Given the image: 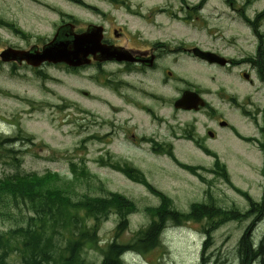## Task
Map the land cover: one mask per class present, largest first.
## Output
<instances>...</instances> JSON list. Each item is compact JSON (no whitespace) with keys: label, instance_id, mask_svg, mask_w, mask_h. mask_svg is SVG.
Returning <instances> with one entry per match:
<instances>
[{"label":"rangeland","instance_id":"obj_1","mask_svg":"<svg viewBox=\"0 0 264 264\" xmlns=\"http://www.w3.org/2000/svg\"><path fill=\"white\" fill-rule=\"evenodd\" d=\"M77 1L0 0V52L10 47L19 51H28L35 45L41 48L60 25L69 22L75 25L76 33L92 24L102 25L110 33L125 27V37L120 41L125 47H150L158 41L184 40L194 41L204 49H220L230 38L237 39L238 54L251 53L256 47L251 33L243 23L240 25L224 0H210L205 6V17L199 22L194 18L198 13L195 7L201 0H81L90 8ZM263 7L264 0H255L247 12L253 16ZM1 24H12L25 34ZM216 31L221 35L215 34ZM136 37L141 40L137 42ZM176 47L168 46L165 54L158 57L154 74L136 70L128 74L125 68L115 65L70 71L64 66L47 64L36 71L26 63L3 62L0 58V179L51 172L59 173L62 179L64 176L72 179L71 166L76 165V171H86L72 172L78 177L75 192L79 195L109 199L111 194H120L135 205L128 229L118 239L130 244L137 231L151 222L146 211L159 208L162 196L181 213L197 202H210L209 196L222 208L245 210L248 200L232 187L230 178L235 187L260 201L264 192V150L258 143L246 142L230 130H221L219 141L211 144L204 141L200 146L190 141L183 129L196 118L198 130L203 132L206 125H211L205 118L207 112L189 114L176 110L173 104L179 98L177 89L183 84L181 80H185L214 89L220 83L234 85L242 96L252 95L254 104L261 108L264 85L260 82L243 85L238 78L219 72L214 84L210 82L213 72L208 66L196 65L183 51L186 47ZM168 71L173 73V78L168 77ZM108 79L112 81L111 92L103 85ZM127 83L144 86L143 90L148 89L153 96L166 98L167 104L159 103L153 110L149 97H154L150 93L149 97H139L132 91L125 103L118 92ZM98 99H105L117 111L113 114L104 110ZM210 99L223 113L222 119L229 120L242 136L264 140L251 119L236 114L225 101H217L213 96ZM143 104L146 115L141 114ZM140 134H145L146 144ZM18 136L31 137L34 144L10 145L6 141ZM7 149L14 150L15 155ZM118 167L136 172L127 175L119 172ZM31 218L36 219L33 211L12 203L9 210H0V235L18 228L29 229ZM119 220L112 213L96 228L99 247L113 242ZM250 222L232 221L219 227L212 233L208 251L202 248L204 238L199 233L209 227L208 220L183 228L169 227L161 236L160 247L149 253L142 250L143 254L134 256L131 263L239 264L237 245ZM85 225L95 228L94 218H89ZM57 231L52 242L53 258L57 250L66 248V238L70 235L61 228ZM263 233L264 221H260L251 232L252 244H257ZM101 254L93 246L83 251L88 264H100ZM203 254L206 261L200 260ZM8 259L22 264L24 256L13 251Z\"/></svg>","mask_w":264,"mask_h":264},{"label":"trees","instance_id":"obj_2","mask_svg":"<svg viewBox=\"0 0 264 264\" xmlns=\"http://www.w3.org/2000/svg\"><path fill=\"white\" fill-rule=\"evenodd\" d=\"M5 26L19 32L12 24ZM117 169L127 175L136 172L130 168L118 167ZM189 169L192 171L191 168ZM75 170L76 166H72L74 173L77 172ZM78 173H86V171ZM61 177L59 173L51 172L40 177L36 174L10 176L0 181L1 211L9 210L12 203L16 207L22 204L36 215V219L31 218L33 222L29 229L20 228L0 236V264H14L8 259L13 251L23 254L22 264H50L51 262L54 264H87L83 256V251L86 249L84 247L98 243L96 228L112 213L119 216L120 220L113 243L100 250L103 252L101 264H124L120 261V257L127 250H149L158 246L160 234L167 223L181 225L189 220H208L211 226L205 231L208 239L203 245L204 250L208 251L211 231L231 221H250L251 218L243 238L237 245L239 264H264V235L257 245L253 246L251 242V232L255 225L264 221V193L260 202H253L249 199L250 206L247 212L240 213L232 209L225 211L217 207L210 197L209 203L192 205L188 215L177 212L171 202L162 196L163 203L159 208L146 211L147 215L152 218L148 228L137 233L133 244L123 245L118 242L117 238L127 229L128 218L131 213L135 212V205L120 194H111L109 199L79 195L75 192V180L78 177L74 174L72 179L66 176L63 179ZM132 178L138 180L135 176ZM142 181L145 183L144 180ZM89 218H94L95 228L86 227L85 222ZM57 228L67 230L70 235L66 238V248L57 250L53 258L55 247L52 242L54 235L58 232ZM202 260L205 261L203 258Z\"/></svg>","mask_w":264,"mask_h":264},{"label":"flooded vegetation","instance_id":"obj_3","mask_svg":"<svg viewBox=\"0 0 264 264\" xmlns=\"http://www.w3.org/2000/svg\"><path fill=\"white\" fill-rule=\"evenodd\" d=\"M103 28H104V32H103L102 44L110 46V47H114V48H121L122 50H125L126 52H128V54L130 55L132 60L131 61H116V60H108L107 59L106 61H104V60H102L101 55H97V58L90 57V59L88 60V63L86 65H83L81 68H71V69L79 70V69H82V68L86 69L88 67H94V66L103 68L106 65H115V66H119L121 68H125L126 71H129V72H127L128 74L130 73V71H133V70H136L137 72L145 71L146 74L148 72L154 74V72L157 71V69H158V66H157L158 57L161 54L164 55L166 49H168V46L165 43L156 42V43H153L152 46H150V47H130V46L129 47H125V46L120 44V41L122 40L123 37H125V35H124L125 34V30L124 29H126V28L120 27V29H116V30L112 31L111 33L108 31V29L106 27H103ZM134 35L139 36L138 34H134ZM135 39H136L137 42H139L141 40L138 37H136ZM184 44L187 45L188 48L186 46H182V47H186V48L183 49V51L185 52V54L187 56L190 57V59L192 61H194V63H199V64L202 63V64L207 65L210 69H212L211 65L207 64L202 59H197L194 56V54L192 52H193V49L195 47L193 45H191L190 43H184ZM176 49H180V47H178ZM171 50L172 49H170L169 51L171 52ZM147 64L150 65V66H147ZM43 65H47V64L44 63ZM212 66H213V64H212ZM241 66H242V63H240L239 61L233 59V60L229 61V64H228L227 67H225V69L229 70L228 68H230L231 70H234L235 72L236 71L239 72V67H241ZM215 67L216 66H213V68H215ZM168 77L173 78V73L168 71ZM214 79H215V77L211 76L210 77V82L213 83ZM238 79H239L240 83H242V84L244 83V84H246L248 86L249 85L252 86V85L257 83L253 79L245 81L243 72L242 73H240V72L238 73ZM181 82L183 84L181 86H179L178 89H177L178 90L177 95H179V97L183 96L185 91H190L191 90V91L195 92L196 94H198L200 97L203 96L204 98L207 99V103L205 105L206 107L202 108V110H199L198 112L196 110H191V112H188V111H185V110H182V111L183 112H187L189 114H191V113L200 114V113H203L205 111V112H207V116L210 118V122L209 123L212 124V129H215L216 125L220 126V124L222 122H224V120L222 118L216 116V115L215 116L214 115L213 116L209 115L210 114V109H211L210 96L212 95L211 93H212L213 89L212 88H205L202 85L201 86H197V83H194L192 81H190L191 83H188L185 80H181ZM192 83L195 84L196 86L192 85ZM126 86L130 87V88H128V89H127V87L120 88L119 92H118V94L119 93L121 94L120 97L122 98V100H124L125 103H127L130 100V97H129L130 93L129 92H131V91L134 92L139 97H143V95H146L147 97H149L148 96L149 93L153 96L152 92H150L148 89H147V92L145 90H143L144 86H136L135 85V87H134V85H132L131 83L130 84L127 83ZM124 90H126L127 92L125 93ZM217 90L218 91L214 93L216 95V98L219 99V100L225 99V102L227 101L228 105H230L234 109H237V108H239L241 106L249 107L250 106L249 102L250 103L253 102L252 97H249V99H247L246 102L241 101V103H238V101H240V97H239V94L237 93L236 87L234 85H226V84L224 85L223 84L220 87H218ZM111 91H113V88H112L111 85H108L107 86V92H111ZM103 92H104V90H103ZM153 97L154 98L149 97V100H151V102H152L153 110H155V108L158 107L159 103H162V102L166 103V101H165L166 98H163V97L158 96V95H154ZM98 101L102 105L104 110H110V111H112L113 114H114L115 111H117L116 107L114 105L110 104L105 99H98ZM145 106L146 105L143 104V107L140 108L142 110L141 114H144V115H146L145 111H147V108ZM50 107H51V105H50ZM215 111L216 110L214 109L213 112L215 113ZM194 121H196L195 118L192 119L191 123L194 122ZM195 124H197V122ZM189 125H190V123L186 124L185 127H187ZM211 132H213V131L207 130L203 135H199L198 137L203 138V137L208 136V138H206V140L216 141V139L218 138L217 133L213 132L214 133V138L212 139V138L209 137V134ZM197 133H198V131H197ZM144 136H145V134H140L141 138H144Z\"/></svg>","mask_w":264,"mask_h":264},{"label":"water","instance_id":"obj_4","mask_svg":"<svg viewBox=\"0 0 264 264\" xmlns=\"http://www.w3.org/2000/svg\"><path fill=\"white\" fill-rule=\"evenodd\" d=\"M57 34L41 51L34 47L31 51H18L9 49L0 54L3 61H16L22 63L25 60L31 66H38L42 62H51L53 64L65 63L71 66H82L90 53L100 52L104 58L129 60L128 54L122 50H115L110 47H104L102 41V28L89 26L87 32L78 35L74 32L72 24L63 25L57 29ZM206 55V54H202ZM190 95H185L175 104L177 109L197 108L190 99ZM199 97V96H197ZM224 125V124H222Z\"/></svg>","mask_w":264,"mask_h":264},{"label":"bare ground","instance_id":"obj_5","mask_svg":"<svg viewBox=\"0 0 264 264\" xmlns=\"http://www.w3.org/2000/svg\"><path fill=\"white\" fill-rule=\"evenodd\" d=\"M47 106H48V105H47ZM263 193H264V192H263ZM261 198H262V197H261ZM254 245H257V244H253V246H254Z\"/></svg>","mask_w":264,"mask_h":264}]
</instances>
